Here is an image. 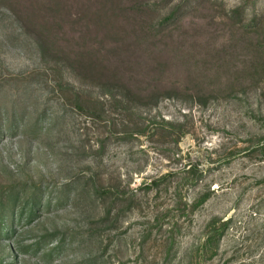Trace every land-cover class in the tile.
I'll list each match as a JSON object with an SVG mask.
<instances>
[{
	"label": "rangeland",
	"instance_id": "rangeland-1",
	"mask_svg": "<svg viewBox=\"0 0 264 264\" xmlns=\"http://www.w3.org/2000/svg\"><path fill=\"white\" fill-rule=\"evenodd\" d=\"M0 264H264V0H0Z\"/></svg>",
	"mask_w": 264,
	"mask_h": 264
}]
</instances>
